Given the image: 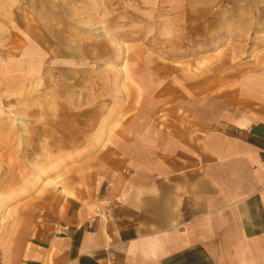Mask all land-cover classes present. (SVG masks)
<instances>
[{
	"label": "crops",
	"instance_id": "crops-1",
	"mask_svg": "<svg viewBox=\"0 0 264 264\" xmlns=\"http://www.w3.org/2000/svg\"><path fill=\"white\" fill-rule=\"evenodd\" d=\"M190 1L198 0L184 2ZM64 6L0 0V50L13 44L14 68L48 60ZM208 13L215 28L229 21ZM60 49L51 56L56 64ZM6 61L0 51V71ZM39 71L47 76V68ZM215 72L214 80L184 91L183 100L166 103L167 116L148 117L138 108L126 118L117 143L104 148L97 181L80 195L68 191L62 204L58 199V213L47 208L51 193L34 198L45 209L39 215L24 204L22 217L0 226V264H264V65ZM12 124L0 117V126ZM11 138L0 128V141ZM10 146L9 160L16 154ZM6 169L0 188L15 190V167ZM100 199L112 204L111 217L88 228ZM56 217L68 227L62 234L51 226Z\"/></svg>",
	"mask_w": 264,
	"mask_h": 264
},
{
	"label": "rangeland",
	"instance_id": "rangeland-1",
	"mask_svg": "<svg viewBox=\"0 0 264 264\" xmlns=\"http://www.w3.org/2000/svg\"><path fill=\"white\" fill-rule=\"evenodd\" d=\"M89 1L59 0L65 4L63 27L57 44L55 35L49 38L44 64L14 68L13 44L5 45L8 52L0 50L7 60L0 71V104L14 106L0 107V117L13 123L0 128L14 139L0 141V180L9 165L17 181L15 190L0 188V226L22 217L24 204L26 212L43 213L34 198L50 193L47 208L54 215L68 191L80 195L96 182L104 148L117 143L126 118L140 110L167 116L166 103L183 100L184 91L201 80H214L215 69L264 65V0ZM208 12L229 21L215 28ZM60 47L63 60L56 64L51 56L61 54ZM40 67L47 76H40ZM8 142L22 151L15 150L11 160L4 155ZM24 180L31 186L23 188ZM50 223L58 224L57 217Z\"/></svg>",
	"mask_w": 264,
	"mask_h": 264
},
{
	"label": "built area",
	"instance_id": "built-area-1",
	"mask_svg": "<svg viewBox=\"0 0 264 264\" xmlns=\"http://www.w3.org/2000/svg\"><path fill=\"white\" fill-rule=\"evenodd\" d=\"M112 208H113V206L109 201L104 200V199L98 200L97 205L95 206V209H94V214L87 221L88 228H91L93 226V224L96 222V220H98V219L110 218L111 214H112ZM67 229H68L67 226L60 225V224H56L53 227V230L59 234H62Z\"/></svg>",
	"mask_w": 264,
	"mask_h": 264
},
{
	"label": "bare ground",
	"instance_id": "bare-ground-1",
	"mask_svg": "<svg viewBox=\"0 0 264 264\" xmlns=\"http://www.w3.org/2000/svg\"><path fill=\"white\" fill-rule=\"evenodd\" d=\"M125 44V43H124ZM124 46H126V45H124ZM33 87H35L36 89L38 88H40L41 87V81H36L34 84H33ZM0 101H1V98H0ZM14 106L13 105H9V106H7V107H4V108H6V109H11V108H13ZM16 123H17V121H16ZM17 124H19V125H23V123L21 122V121H19ZM55 183V179L53 180V181H51V182H49V183H47V184H54Z\"/></svg>",
	"mask_w": 264,
	"mask_h": 264
}]
</instances>
